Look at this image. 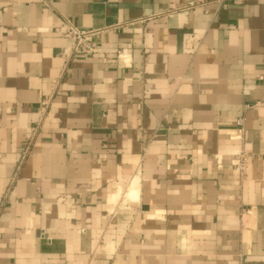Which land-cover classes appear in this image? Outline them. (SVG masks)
<instances>
[{"label": "crops", "instance_id": "obj_1", "mask_svg": "<svg viewBox=\"0 0 264 264\" xmlns=\"http://www.w3.org/2000/svg\"><path fill=\"white\" fill-rule=\"evenodd\" d=\"M263 73L264 0H0V264H264Z\"/></svg>", "mask_w": 264, "mask_h": 264}, {"label": "built area", "instance_id": "obj_2", "mask_svg": "<svg viewBox=\"0 0 264 264\" xmlns=\"http://www.w3.org/2000/svg\"><path fill=\"white\" fill-rule=\"evenodd\" d=\"M54 32L69 38L71 43L69 47L63 48L61 55L65 60H69L75 54L90 55L97 50V43L95 41L96 29L79 28L65 20L59 25L51 28ZM262 82V97L258 104L264 109V73L259 77ZM237 126H241L242 119L236 121ZM248 158L249 154L243 150L235 155V172L240 179H244L248 172Z\"/></svg>", "mask_w": 264, "mask_h": 264}]
</instances>
